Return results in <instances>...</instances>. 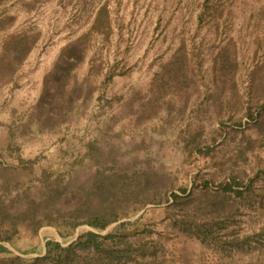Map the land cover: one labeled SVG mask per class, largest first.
Returning <instances> with one entry per match:
<instances>
[{
	"label": "rangeland",
	"instance_id": "obj_1",
	"mask_svg": "<svg viewBox=\"0 0 264 264\" xmlns=\"http://www.w3.org/2000/svg\"><path fill=\"white\" fill-rule=\"evenodd\" d=\"M34 1L0 0V58L21 38L27 39L29 50L22 63H9L0 71V165L8 169L0 171V199L8 212L17 216L31 200H40L45 192L40 180L52 170L66 175L67 194L58 208L74 210L84 201L79 188L89 189L97 170L109 171L115 161L123 167L139 162L174 192L200 187L205 179L217 184L231 167L253 176L257 191L264 194V129L247 117L250 106L258 104L256 89L264 74V0ZM103 16L108 30L96 27ZM227 49L235 69L226 82L220 78V60ZM178 53L195 78V86L183 96L189 101V115L207 110L201 112L205 137L217 146L196 158L179 146V129L193 120L176 119L181 121L173 125L177 129L158 119L143 121L142 127L136 124L140 121L134 97L138 104V93L148 95L163 66ZM110 71L114 76L107 79ZM65 73L75 81L70 89H75L81 106L74 109L67 106L69 94L59 85ZM215 98L224 111L217 110L222 108ZM221 120L226 122L224 143L215 131ZM92 142L101 149L97 161L85 157ZM241 153L246 160L231 166ZM22 181L28 197L12 189ZM166 208L148 205L125 219L153 218L147 223L152 234L146 240L166 249L158 264H264V197L246 201L235 218L236 233L261 234L260 245L232 257L215 255L174 228ZM84 231L91 228H78L67 243L53 226L35 234L21 224L15 246L6 247L30 259L45 254L47 241L66 246Z\"/></svg>",
	"mask_w": 264,
	"mask_h": 264
},
{
	"label": "trees",
	"instance_id": "obj_2",
	"mask_svg": "<svg viewBox=\"0 0 264 264\" xmlns=\"http://www.w3.org/2000/svg\"><path fill=\"white\" fill-rule=\"evenodd\" d=\"M96 27L108 30V19L105 16L99 17ZM26 43L27 39L21 38L13 44L15 55L10 53L11 48L6 50L0 58V71L4 69V65L9 68V63H22L29 51L26 50ZM220 68L221 80L230 81L235 69L231 50L227 49L223 53ZM112 76L114 73L110 71L107 79ZM72 79V76L65 73L59 85L69 94L67 106L74 109L81 105L74 94L75 89H70L71 83L75 82ZM194 80L190 75L188 62L182 53H178L163 66L152 82L149 94L142 96L138 93L139 102L136 104L135 97L134 102L135 111L138 113L137 121H140L136 123L137 127H142L143 121L152 122L158 119L161 125L176 128L173 125L181 122L176 119L183 117L182 120H193L179 129V146L184 154L196 158L210 154L217 146L215 147L216 142L209 143V137H205V115L201 112L207 114V110L198 109L189 115V101L183 96L195 86ZM259 80L261 85L256 89L258 104L250 106L247 117L264 129V103L261 104L264 99V74L260 75ZM214 101L222 108L218 98ZM208 106L211 107V103ZM217 110L224 111V108ZM223 121H220L221 127L215 129L223 139L221 143L227 141L224 137L227 134L226 122ZM239 126H242L241 123ZM101 156L98 143H89L85 157L97 161ZM242 159L246 160L243 153L232 159L231 166L237 167ZM20 162L26 163L23 160ZM220 166L223 169L225 164ZM3 169L8 170L0 165V171ZM42 178L40 188L43 185L45 187L43 196L38 201L31 200L27 210L17 216L8 212L6 203L0 199V264H158L160 255L165 254L166 249L158 242L146 240L152 234L149 228L151 225L147 223L153 218L140 215L134 221H125L148 205L167 204L165 215L172 226L185 236L200 242L215 255L232 257L236 253L253 251L257 249L254 244L260 245L263 238L261 234L240 236L236 233L235 218L241 205L244 206L254 196L263 198L264 194L257 191L253 176L235 168L230 167L226 178L217 184L205 179L200 187L189 190L187 186L174 192L172 186L162 184L154 172L145 171L139 162L123 167L119 161H115L114 167L109 171L97 170L89 189L79 188L78 192L84 201L71 211L58 208V204L67 194L66 175L59 170H52L45 172ZM12 189L23 190L22 196L28 197V188L23 181ZM198 190L200 193H197ZM22 196L18 195V198ZM21 224L35 234L43 227L53 226L67 243L78 228L88 226L91 231L82 232L66 246L49 240L46 242L44 255L28 259L15 255L6 247V244L15 246ZM112 225L115 226L103 234ZM34 251L35 249L32 250Z\"/></svg>",
	"mask_w": 264,
	"mask_h": 264
}]
</instances>
